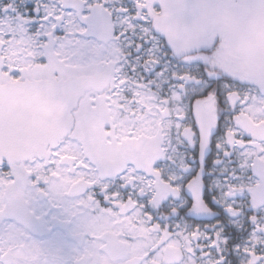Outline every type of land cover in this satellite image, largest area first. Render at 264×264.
I'll use <instances>...</instances> for the list:
<instances>
[{
  "label": "snow or ice",
  "instance_id": "6c2138e0",
  "mask_svg": "<svg viewBox=\"0 0 264 264\" xmlns=\"http://www.w3.org/2000/svg\"><path fill=\"white\" fill-rule=\"evenodd\" d=\"M0 264H264V0H0Z\"/></svg>",
  "mask_w": 264,
  "mask_h": 264
}]
</instances>
